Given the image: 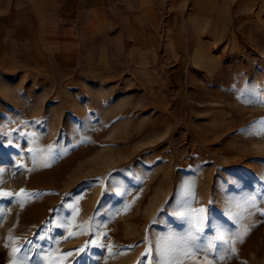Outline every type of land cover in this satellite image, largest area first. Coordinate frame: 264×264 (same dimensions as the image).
Returning <instances> with one entry per match:
<instances>
[{
    "label": "rangeland",
    "instance_id": "374dc122",
    "mask_svg": "<svg viewBox=\"0 0 264 264\" xmlns=\"http://www.w3.org/2000/svg\"><path fill=\"white\" fill-rule=\"evenodd\" d=\"M121 58L0 74V264H264V28L216 73Z\"/></svg>",
    "mask_w": 264,
    "mask_h": 264
},
{
    "label": "crops",
    "instance_id": "0c3cea01",
    "mask_svg": "<svg viewBox=\"0 0 264 264\" xmlns=\"http://www.w3.org/2000/svg\"><path fill=\"white\" fill-rule=\"evenodd\" d=\"M264 28V0H0V74L114 67L216 73Z\"/></svg>",
    "mask_w": 264,
    "mask_h": 264
},
{
    "label": "bare ground",
    "instance_id": "6f19581e",
    "mask_svg": "<svg viewBox=\"0 0 264 264\" xmlns=\"http://www.w3.org/2000/svg\"><path fill=\"white\" fill-rule=\"evenodd\" d=\"M12 89H13V91H15L16 90V88H14V87H11ZM50 135L51 136H53L54 135V132L52 131V132H50ZM15 163H10V161H9V159L7 158V157H5V156H3V155H1L0 156V177H2V178H9V177H12V174H13V172H14V170H15ZM13 180L12 181H10V182H8L9 184H13V183H17V182H19V178L16 176L15 178H12ZM254 204V203H253ZM12 208V207H11ZM34 210H36V209H34ZM8 211V210H7ZM37 211V210H36ZM36 211H34L33 213H32V215L35 213L36 214ZM15 217L16 216H13V218L10 220V222H9V224L10 225H12V224H14L15 222ZM6 223V222H5ZM8 224V225H9ZM3 229V228H2ZM2 233V232H1ZM6 233L7 232H5V231H3V234H2V236H1V234H0V236L2 237V241L5 239V236H6ZM180 256V255H179ZM187 254L185 253V254H183L182 255V257L180 258V259H177V260H174L173 261V264H180L181 262H183L186 258H187ZM127 260V259H126ZM130 260V259H129ZM124 262V261H123ZM128 261H126V263H127ZM171 263H172V261H171ZM182 264V263H181Z\"/></svg>",
    "mask_w": 264,
    "mask_h": 264
},
{
    "label": "snow or ice",
    "instance_id": "6c2138e0",
    "mask_svg": "<svg viewBox=\"0 0 264 264\" xmlns=\"http://www.w3.org/2000/svg\"><path fill=\"white\" fill-rule=\"evenodd\" d=\"M262 123H264V122H262ZM51 151H52V148L50 147V148H49V152H51ZM98 179H99V178H98ZM28 195H30V194H28ZM0 196H4V197L11 196V193H7V192H5V193H0ZM69 207H72V205H69ZM126 207H127V206H126ZM199 211H200V212H203L204 210H203V209H200ZM69 235H70V236H73V235H76V233H71V232H70ZM26 243H27V244H30L31 242H26ZM90 243H98V241H92V242H90ZM5 247H8V245L6 244ZM19 247L23 249L24 254H23L22 257H18L17 264H24V262L28 260V253H30V252L32 251V248H31V247H25V245H20ZM85 250H86V249H85L84 247H82V248H80V249L78 250V252L83 253V252H85ZM13 251H14V252H15V251H18V249H14ZM66 255H67V256H71L72 253L69 252V253H67ZM157 264H160V262L158 261Z\"/></svg>",
    "mask_w": 264,
    "mask_h": 264
}]
</instances>
